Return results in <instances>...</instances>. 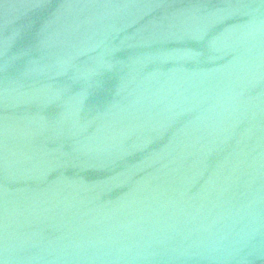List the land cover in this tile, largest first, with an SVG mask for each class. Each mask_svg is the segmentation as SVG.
I'll list each match as a JSON object with an SVG mask.
<instances>
[{
    "label": "water",
    "instance_id": "95a60500",
    "mask_svg": "<svg viewBox=\"0 0 264 264\" xmlns=\"http://www.w3.org/2000/svg\"><path fill=\"white\" fill-rule=\"evenodd\" d=\"M0 264H264V0H0Z\"/></svg>",
    "mask_w": 264,
    "mask_h": 264
}]
</instances>
